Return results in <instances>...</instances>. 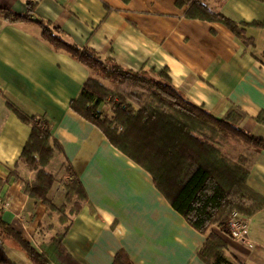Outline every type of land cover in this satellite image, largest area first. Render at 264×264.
I'll return each mask as SVG.
<instances>
[{
  "label": "crops",
  "instance_id": "crops-1",
  "mask_svg": "<svg viewBox=\"0 0 264 264\" xmlns=\"http://www.w3.org/2000/svg\"><path fill=\"white\" fill-rule=\"evenodd\" d=\"M31 1L36 18L63 30L77 46L133 72L166 69L172 85L191 103L217 119L238 110V127L264 139V127L255 121L264 114V28L246 29L253 47L244 52L226 27L201 20L204 11L177 7L176 0ZM198 1L233 22L264 24V0ZM0 9L24 14L25 0H0ZM39 33L33 24H11L0 15V179L12 172L26 181L34 176L22 164L15 167L30 129L7 108L9 102L28 116L43 115L61 146L63 154H55L45 168L55 176L48 194L53 205L64 203V178L70 175L64 162L85 192L87 200L70 217L63 239L75 261L112 264L123 251L132 264H205L197 251L206 236L172 209L145 170L71 110L89 71L53 51ZM246 183L264 198V151L254 154ZM0 205L5 221L36 250L61 230L57 216L22 194L12 177L0 188ZM245 218L244 243L228 236L224 222L211 231L226 244L227 264H264V209ZM2 246L8 260L29 264L14 244Z\"/></svg>",
  "mask_w": 264,
  "mask_h": 264
},
{
  "label": "trees",
  "instance_id": "trees-1",
  "mask_svg": "<svg viewBox=\"0 0 264 264\" xmlns=\"http://www.w3.org/2000/svg\"><path fill=\"white\" fill-rule=\"evenodd\" d=\"M177 7L196 6L204 11L207 22L226 27L249 52L253 42L247 28H264L259 23H236L209 9L198 0H176ZM24 14L0 9L3 20L11 24H33L42 41L55 52H62L84 66L89 78L79 95L71 100V110L95 126L109 143L145 170L156 190L174 211L198 233L205 235L197 257L205 264H227L226 244L211 228L222 224L232 213L251 217L264 209V198L247 186L254 154L264 151V139L238 127L241 114L233 110L224 119H217L202 106L187 100L171 83L167 70L143 67L139 72L126 70L110 58H102L91 48L79 47L69 36L50 22L36 18V4L25 0ZM264 65V49L260 53ZM106 81L115 88L103 84ZM7 108L30 129L17 164L34 172L31 181L16 172L9 179L19 182L20 191L41 202L49 215L57 216L61 230L36 250L4 219L0 205V264H14L5 257L2 243L10 242L24 253L29 264H79L65 250L63 239L75 216L86 202V195L76 178L65 186L64 203L56 207L48 194L55 176L45 171L55 154H63L52 138L47 119L41 114L28 116L13 104ZM108 106V112L101 106ZM255 121L264 127V114ZM63 169L73 175L67 163ZM0 179V188L9 181ZM49 231L53 229L48 226ZM112 264H132L123 251Z\"/></svg>",
  "mask_w": 264,
  "mask_h": 264
},
{
  "label": "built area",
  "instance_id": "built-area-1",
  "mask_svg": "<svg viewBox=\"0 0 264 264\" xmlns=\"http://www.w3.org/2000/svg\"><path fill=\"white\" fill-rule=\"evenodd\" d=\"M72 180L73 177L71 175H65V184H69ZM224 223L227 226V232L230 238L242 243L245 242V230L247 227V219L245 217L232 213L231 216L224 221Z\"/></svg>",
  "mask_w": 264,
  "mask_h": 264
},
{
  "label": "rangeland",
  "instance_id": "rangeland-1",
  "mask_svg": "<svg viewBox=\"0 0 264 264\" xmlns=\"http://www.w3.org/2000/svg\"><path fill=\"white\" fill-rule=\"evenodd\" d=\"M103 82V84L105 85V86H107L108 88H110V89H113V88H115L113 85H111L110 83H108V82H106V81H102ZM105 109H108V107L106 106L105 107ZM65 185L66 184H64V186L63 187H65ZM22 254V253H21ZM23 256V255H22ZM24 258V257H23Z\"/></svg>",
  "mask_w": 264,
  "mask_h": 264
}]
</instances>
